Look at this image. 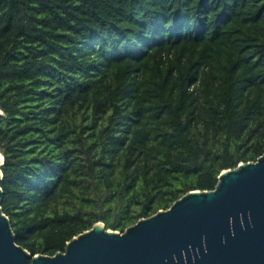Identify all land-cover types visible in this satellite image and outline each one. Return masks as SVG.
<instances>
[{"label": "trees", "instance_id": "trees-1", "mask_svg": "<svg viewBox=\"0 0 264 264\" xmlns=\"http://www.w3.org/2000/svg\"><path fill=\"white\" fill-rule=\"evenodd\" d=\"M3 212L54 256L264 155V0H0Z\"/></svg>", "mask_w": 264, "mask_h": 264}, {"label": "water", "instance_id": "water-1", "mask_svg": "<svg viewBox=\"0 0 264 264\" xmlns=\"http://www.w3.org/2000/svg\"><path fill=\"white\" fill-rule=\"evenodd\" d=\"M3 165L0 154V183ZM3 197L0 185V264H264V155L223 171L214 190L190 191L123 233L98 222L54 256L17 244Z\"/></svg>", "mask_w": 264, "mask_h": 264}]
</instances>
